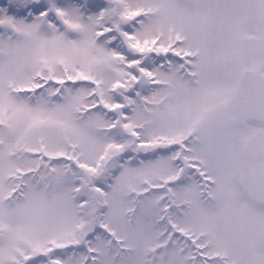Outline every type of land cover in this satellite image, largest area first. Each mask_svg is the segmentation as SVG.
Instances as JSON below:
<instances>
[{
  "label": "snow or ice",
  "instance_id": "1",
  "mask_svg": "<svg viewBox=\"0 0 264 264\" xmlns=\"http://www.w3.org/2000/svg\"><path fill=\"white\" fill-rule=\"evenodd\" d=\"M0 264H264V0H0Z\"/></svg>",
  "mask_w": 264,
  "mask_h": 264
}]
</instances>
